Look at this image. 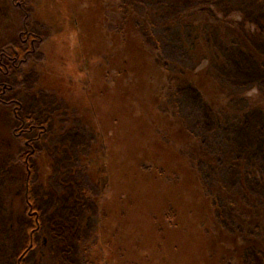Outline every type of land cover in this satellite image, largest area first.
Instances as JSON below:
<instances>
[{"label": "trees", "instance_id": "16d2710c", "mask_svg": "<svg viewBox=\"0 0 264 264\" xmlns=\"http://www.w3.org/2000/svg\"><path fill=\"white\" fill-rule=\"evenodd\" d=\"M39 1L41 4L33 6L34 12L28 17L44 23L40 16L46 0ZM120 1L68 0L69 14L59 35L48 39L36 35L28 27L25 15L14 34L0 37V76L5 78L19 69L28 73L40 48L52 46L35 93L54 95L65 104L67 117L61 134L74 128L73 114L80 115L84 128L98 134L105 171L91 175L95 180L105 175L108 183L98 200L102 214L97 242L81 247L84 264H246L250 257L264 264V135L259 136L253 148H244L246 155L240 152V158L246 161L239 164L241 194L232 196L223 185L208 183V174L218 175L215 173L223 171L225 164L206 152L179 119L181 126L177 130L172 127L159 109L167 101L168 79L176 77L178 86L200 95L209 123L228 130L223 114L230 110V97L208 69L172 74L161 64L160 50L151 51L148 46L149 40L155 38V19L176 0H132L131 5ZM21 2L0 0V5L20 8ZM209 3L218 5L214 16L197 11L195 17L183 13L172 20L183 28L190 25L198 29L197 39L189 47L191 54L212 63H224L232 54L238 60L251 56L258 67L264 68V59L245 37L237 20L238 15L245 17L250 12L253 0ZM260 6L264 8L261 2ZM14 38L16 41L12 42ZM69 46L82 54L85 64H97L94 69L98 73L91 75L86 105L77 98L74 87L67 84L73 74L67 75L62 68V54L58 62L52 60V54L61 53L58 49L63 51ZM203 77L211 86L204 87ZM14 91L8 99L3 98L6 84L0 81V145L11 148L16 158L0 170V179L10 177V167L18 168L22 174L14 178L19 179L23 193L14 191L7 202L9 231L16 244L20 241V220H32L28 240L15 256L22 262L40 229L42 238L48 236L35 209L32 176H36L39 190L55 194L56 160L50 146L45 145V140L53 139L47 134L48 127L30 116L22 117V103L16 96L19 92ZM257 98L251 97V108L240 112L244 119L238 133L251 129L253 117L264 121V99ZM160 132L167 135L168 142ZM180 147L185 148L184 155ZM229 147L227 152L233 155L236 145L232 142ZM190 150L196 152L195 159L186 155ZM252 187H257L261 199H255ZM224 197L237 205L238 225L243 224V229L234 228L226 220L221 200ZM52 238L60 241L56 234ZM58 244L61 246L62 242H55L51 248L54 250ZM103 250L110 253L106 260Z\"/></svg>", "mask_w": 264, "mask_h": 264}, {"label": "rangeland", "instance_id": "374dc122", "mask_svg": "<svg viewBox=\"0 0 264 264\" xmlns=\"http://www.w3.org/2000/svg\"><path fill=\"white\" fill-rule=\"evenodd\" d=\"M109 1L117 3L120 0ZM131 1L125 0L127 5H131ZM209 2L210 0L207 3L202 0L189 2L176 0L171 7L169 6V9L165 8L163 13L155 19L152 24L155 38L149 40L147 44L152 49L151 51L160 50V61L167 72L179 74L187 69L199 72L206 68L226 89L227 96L230 97V110L222 114L228 130H224L223 126L219 127L216 124L212 126L209 123L200 95L189 89H184L183 86H178L176 77L168 79L167 101L161 104L159 112L168 117V121L176 130L181 126L177 119L183 122L188 131L200 140L204 150L225 164L223 171L215 173L218 175L210 177L208 174L207 181L208 183L221 184L229 194L237 196L239 192L242 193L239 188L242 176L239 164L246 162L240 158V152H243L244 148H253L252 145L258 141L259 136L262 138L264 135V121L259 117L252 118L250 130L238 133L244 119L240 112L251 108V104L254 102L251 97L256 99L260 96L264 99V68L258 67L254 63L255 59L251 56L238 60L232 54L224 63H212L208 58L191 54L189 47L196 41L198 29L190 25H183V28L181 23L172 20L183 13L195 17L197 11L214 16L218 12V5ZM253 2L254 6L250 12L245 17L238 15L237 20L240 21L245 37L264 59V8L260 6V2L263 5L264 2L263 0H253ZM40 4L39 0H22L20 8L18 6L5 8L0 5V37L11 34V32L14 34L15 27L22 23L24 16L28 17V14L34 12L33 6L38 7ZM45 5L40 16L44 23H38L31 17L25 18V21L32 32L48 39L62 32L61 25L65 23L70 6L68 0H46L42 7ZM222 16L223 14L220 15V17ZM71 38L73 40V37ZM15 41L16 38L12 39V42ZM73 48L69 46L66 49L63 48V51L62 48L58 49L61 53H57V58L55 54H52V60L58 62L59 54H62V68L67 75L73 74L67 84L74 87L77 98H81L82 104L86 105L89 101L91 75L98 73L94 69L97 64H85L82 61V54L74 51ZM51 50L52 46L50 49L47 46L41 47L39 53L37 52L34 56L35 65L28 73L24 74V71L19 69L9 78L0 76V81L6 84L3 98L8 99L9 94H15L14 90L18 89L19 93L16 96L22 103L20 111L22 117L30 116L43 121L48 127L47 134H51L53 139L45 140L48 141L45 145L50 146L56 160L53 178L55 194L43 193L39 190L35 186L36 176H32V184L35 189L31 193L35 199V209H37L39 217H42V226L47 230L48 236L42 238V229H40L34 237V245L29 249L22 262L18 256H15L28 240L30 228L33 225L32 220L30 217L28 219L22 217L20 238L17 239L20 241L16 244L9 231L7 203L14 191L23 193L24 188L20 185L19 179L14 178L17 177V174L22 177V174L17 170L18 168L10 167V177L0 179V264H20V262L21 264H84L81 247L97 242L96 231L102 214L98 200L105 193L108 180L105 175L95 180L91 174L94 171L103 174L105 171L101 160L103 148L99 144L98 134L84 128L81 124L79 114H73L74 128L61 134L60 132H63L65 127L64 120L67 117L65 104L54 95L43 92L35 93L41 69L47 60L46 54L48 52L51 54ZM67 50H69L68 53ZM72 50L73 52H71ZM203 79L204 87L211 86L207 78L203 77ZM10 88L11 90H8ZM151 88L150 86L148 89ZM5 117L7 120L10 119L9 114H6ZM256 126L258 127L255 129ZM159 134H162L164 141H169L164 132ZM31 136L29 135L30 138ZM45 139L47 138L45 137ZM232 142L236 145L234 147L236 151L230 155L227 149H230L229 146ZM10 149L6 145H0V170L16 160L14 152ZM184 150V147L179 149L183 155L185 154ZM189 154L194 159L197 157L193 150L186 151V155ZM244 154L246 155V153ZM244 165L246 166V164ZM252 192L255 199L263 197L260 196L257 187H252ZM221 200L228 223L236 229H243V224L238 225L240 212L237 205L235 206L234 200L232 201L228 197ZM246 201L248 202V200ZM54 208L57 210H53ZM53 234L59 236L60 241L52 238ZM43 239L45 246H42ZM61 239H64L67 244ZM55 242H62L63 246L58 244L59 246L53 250L51 247ZM109 255V251L103 250V260H106ZM246 264H258V261H254L250 257Z\"/></svg>", "mask_w": 264, "mask_h": 264}, {"label": "water", "instance_id": "95a60500", "mask_svg": "<svg viewBox=\"0 0 264 264\" xmlns=\"http://www.w3.org/2000/svg\"><path fill=\"white\" fill-rule=\"evenodd\" d=\"M263 2H264V0H263Z\"/></svg>", "mask_w": 264, "mask_h": 264}]
</instances>
